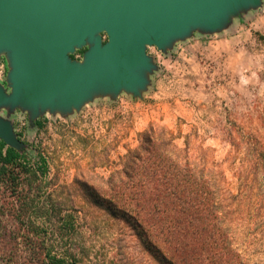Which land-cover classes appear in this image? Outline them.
Wrapping results in <instances>:
<instances>
[{
	"label": "rangeland",
	"instance_id": "374dc122",
	"mask_svg": "<svg viewBox=\"0 0 264 264\" xmlns=\"http://www.w3.org/2000/svg\"><path fill=\"white\" fill-rule=\"evenodd\" d=\"M86 49H76L72 58L82 60ZM147 54L157 67L140 95L100 93L80 109L46 110L36 118L20 106L0 108V116L12 122L23 143L19 150L24 160L44 170L18 174L21 184L15 194L0 183V264H28L34 246L27 237L38 243L45 237V244L55 247L64 244L57 228L54 233L27 231L18 207L28 187L41 200L51 194V203L60 210L57 221L65 212L74 214L75 229L63 237L76 264H164L131 221L95 203L92 189H106L103 178L123 166L122 157L153 124L167 127L180 147L189 141L195 153L204 147L217 160L227 157L229 145L221 128L235 119L249 125L264 104V0L233 16L219 31L196 30L166 51L148 46ZM7 73L8 62L1 55L0 83L10 92ZM226 170L235 189L232 170ZM107 201L105 206L112 205Z\"/></svg>",
	"mask_w": 264,
	"mask_h": 264
},
{
	"label": "trees",
	"instance_id": "16d2710c",
	"mask_svg": "<svg viewBox=\"0 0 264 264\" xmlns=\"http://www.w3.org/2000/svg\"><path fill=\"white\" fill-rule=\"evenodd\" d=\"M256 110L249 125L235 119L221 128L229 145L222 160L204 147L193 152L189 141L180 147L167 127L150 125L139 145L122 157L123 166L103 178L106 189H92L95 203L131 221L164 264H264V104ZM24 158L0 139V183L12 194L19 192L23 170L44 173ZM226 168L232 170L235 189ZM23 195L18 210L27 231L54 233L57 228L64 242L55 247L46 245L45 237L41 243L27 237L34 246L28 264H76L63 237L75 229L74 214L65 212L57 221L60 210L50 193L49 200H41L28 187ZM113 196L120 203L114 204ZM106 199L112 205L105 206Z\"/></svg>",
	"mask_w": 264,
	"mask_h": 264
},
{
	"label": "water",
	"instance_id": "95a60500",
	"mask_svg": "<svg viewBox=\"0 0 264 264\" xmlns=\"http://www.w3.org/2000/svg\"><path fill=\"white\" fill-rule=\"evenodd\" d=\"M262 0H0V57L8 62L0 108L20 106L32 118L70 112L96 94L140 95L157 66L147 54L166 51L199 30L215 32ZM87 47L82 60L73 59ZM0 139L20 149L10 120Z\"/></svg>",
	"mask_w": 264,
	"mask_h": 264
}]
</instances>
